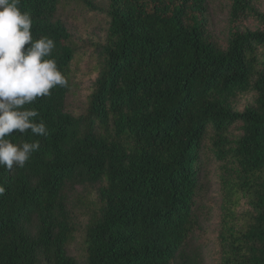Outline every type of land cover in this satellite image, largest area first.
Masks as SVG:
<instances>
[{"label":"trees","instance_id":"trees-1","mask_svg":"<svg viewBox=\"0 0 264 264\" xmlns=\"http://www.w3.org/2000/svg\"><path fill=\"white\" fill-rule=\"evenodd\" d=\"M262 3L230 0L219 43L207 0H20L32 40L54 41L46 59L68 86L25 105L46 137L10 134L39 150L23 168L0 167V264H204L199 239L214 264H264ZM74 4L86 20L100 13V43L82 44L56 18ZM78 89L73 114L66 99ZM212 181L219 221L207 235ZM77 187L79 232L67 195ZM75 243L81 262L68 253Z\"/></svg>","mask_w":264,"mask_h":264},{"label":"clouds","instance_id":"clouds-1","mask_svg":"<svg viewBox=\"0 0 264 264\" xmlns=\"http://www.w3.org/2000/svg\"><path fill=\"white\" fill-rule=\"evenodd\" d=\"M20 0H0V167L11 171L23 168L39 142L14 144L10 134L28 130L36 136H47L48 129L39 113L25 108L39 97L50 95L56 86L67 87L68 80L58 69L52 54L55 43L44 37L33 41L30 13L21 12ZM25 45H30L25 49ZM0 186V195L4 194Z\"/></svg>","mask_w":264,"mask_h":264},{"label":"rangeland","instance_id":"rangeland-1","mask_svg":"<svg viewBox=\"0 0 264 264\" xmlns=\"http://www.w3.org/2000/svg\"><path fill=\"white\" fill-rule=\"evenodd\" d=\"M96 5L104 4V0H94ZM230 0H207V12H208V30L211 36L219 43H223L228 32V11ZM74 8L69 7L67 12L58 11L56 18H58L66 28L73 32L77 39L84 45H92L100 43L101 36L103 34L104 19L98 16H94L90 20L84 19L82 16L76 15V8L79 5H73ZM86 9V8H85ZM259 11L264 13V3L258 7ZM93 15V13H88ZM89 56V55H88ZM82 90L78 89L74 93L70 94L66 99V110L77 114L83 105ZM210 178L215 175V163L210 162L208 164ZM77 193H69L68 200L72 214L74 215L75 227L79 232L80 222L83 224L84 201L82 197L79 198L82 193L79 187L76 188ZM219 203V194L216 188V184L212 181L206 186V193L204 195L202 205L204 207L202 216L200 217V224L203 229L207 231V235L213 233L218 227L219 215L216 205ZM213 208V210H212ZM82 216V217H80ZM199 247L202 250V245L205 249L206 261L204 264H214V256L212 250V242L208 239H199ZM69 255L75 257L77 261L81 262L82 256L79 248V243L72 244L68 249ZM212 254L210 256L209 254ZM210 256V257H209Z\"/></svg>","mask_w":264,"mask_h":264}]
</instances>
